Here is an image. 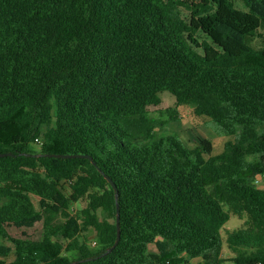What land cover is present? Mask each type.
I'll use <instances>...</instances> for the list:
<instances>
[{
    "label": "trees",
    "instance_id": "16d2710c",
    "mask_svg": "<svg viewBox=\"0 0 264 264\" xmlns=\"http://www.w3.org/2000/svg\"><path fill=\"white\" fill-rule=\"evenodd\" d=\"M239 1L0 0V264H264V0ZM164 92L222 153L162 131Z\"/></svg>",
    "mask_w": 264,
    "mask_h": 264
},
{
    "label": "rangeland",
    "instance_id": "374dc122",
    "mask_svg": "<svg viewBox=\"0 0 264 264\" xmlns=\"http://www.w3.org/2000/svg\"><path fill=\"white\" fill-rule=\"evenodd\" d=\"M237 5L243 8L242 3L236 0ZM204 39V35H200ZM248 43L257 49L264 48V28H261L257 35L248 40ZM162 104L159 107L150 109L149 116L158 119L162 126V131L167 134L178 135L186 146L194 148L199 145L200 141L204 138H209L214 141L213 154L217 155L223 152L224 143L229 137L220 130L214 123L210 122L205 117H199L194 114L193 109L189 106L177 107L178 114H171L168 112V108L176 107V98L169 92L161 94ZM258 187L264 189V180L261 179ZM34 202L38 205V198L33 197ZM86 203L81 202L79 204H73L71 212L73 215L76 214L77 210L85 207ZM114 211L112 208L102 213V217H108L109 221L114 222L113 217ZM245 219H239L235 216H231L230 220L225 224L222 229V235L226 241L227 232L238 230L244 224ZM87 245L92 249L96 250L99 248L98 245V234L91 228L84 231L81 238ZM97 243V245L95 244ZM154 249V246L151 247ZM233 257V253L227 248V244H224L222 258L225 260L223 264H234L230 259ZM14 259V255H9L5 258L6 264H10ZM198 262V260H196Z\"/></svg>",
    "mask_w": 264,
    "mask_h": 264
},
{
    "label": "water",
    "instance_id": "95a60500",
    "mask_svg": "<svg viewBox=\"0 0 264 264\" xmlns=\"http://www.w3.org/2000/svg\"><path fill=\"white\" fill-rule=\"evenodd\" d=\"M5 155H11V154H0V157H3ZM49 156H52V157H55V158H59V157H62V158H88V159H92L91 156H87V155H58V154H54V155H49ZM107 180L109 181V183L112 185V187L114 189H116V185L114 184V182L112 181L111 178L107 177ZM117 198V196H116ZM120 221H119V212L117 211V230H118V233H117V239L114 243V245L109 248L106 252V254L112 252V250L114 248H116V246L118 245L119 241H120ZM78 262H74V263H71V264H76Z\"/></svg>",
    "mask_w": 264,
    "mask_h": 264
},
{
    "label": "built area",
    "instance_id": "2783aa9c",
    "mask_svg": "<svg viewBox=\"0 0 264 264\" xmlns=\"http://www.w3.org/2000/svg\"><path fill=\"white\" fill-rule=\"evenodd\" d=\"M260 180H261V178H257L256 180H255V183L258 185L259 183H260ZM96 244V243H95Z\"/></svg>",
    "mask_w": 264,
    "mask_h": 264
}]
</instances>
